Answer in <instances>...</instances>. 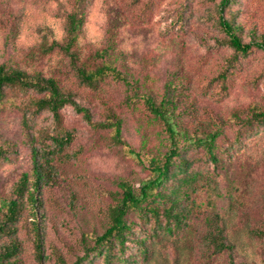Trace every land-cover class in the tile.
I'll use <instances>...</instances> for the list:
<instances>
[{
	"label": "rangeland",
	"instance_id": "374dc122",
	"mask_svg": "<svg viewBox=\"0 0 264 264\" xmlns=\"http://www.w3.org/2000/svg\"><path fill=\"white\" fill-rule=\"evenodd\" d=\"M220 0H0V66L56 80L95 123L111 113L122 120V145L110 129L92 127L72 106L56 123L49 111L36 112L35 91L8 89L0 103V254L12 240L17 251L4 264H107L95 240L108 226L120 198L119 184L135 189L150 177L148 160L169 150L168 134L144 104L168 92L177 101L182 136L173 178L187 215L169 232L164 218L128 215L132 232L116 247L111 264H264V50L236 53L219 26ZM224 15L241 27L245 42L264 38V0H231ZM71 16L82 19L71 51L54 42L69 40ZM103 61L116 67L134 88L108 77L95 87L81 81L77 68ZM219 131L210 157L185 137ZM69 132L59 149L53 136ZM189 137V138H190ZM53 178L41 189L39 259L26 206L18 222H6L5 204L33 167V151ZM186 159L187 173L179 169ZM187 177V178H186ZM187 179V180H185ZM219 216L233 252L215 255L206 241L207 220ZM150 220V221H149ZM11 227V229H9ZM143 241V243H141ZM143 244V246H142ZM148 254L144 252V248Z\"/></svg>",
	"mask_w": 264,
	"mask_h": 264
},
{
	"label": "trees",
	"instance_id": "16d2710c",
	"mask_svg": "<svg viewBox=\"0 0 264 264\" xmlns=\"http://www.w3.org/2000/svg\"><path fill=\"white\" fill-rule=\"evenodd\" d=\"M230 4L231 0H220L218 11L219 26L225 36V43L236 53L242 55H247L254 48L264 50V38L245 42L241 34V27L236 26L234 21H230L225 17L224 11ZM82 25V19L71 16L68 22V42L65 45L54 42L50 50L57 47L74 60L75 55L71 49L76 34L80 31ZM77 73L81 81L91 87H95L106 78L112 77L134 88L128 78L108 61H103L100 66L89 71L84 68H77ZM8 89L32 90L42 94V98L32 99L31 106L36 112L49 111L56 123H60L61 121V110L66 106H72L92 127L96 129H110L113 133L114 142L120 145L124 143L122 139V120L117 114L111 113L107 116L105 122L95 123L92 120L89 109L80 106L52 78L31 75L24 70L7 68L3 65L0 66V103L5 101ZM142 99L149 112L165 126L170 147L162 158L154 157L148 160L150 177L138 189H135L127 182L119 184L121 190L120 198L117 204L109 211L108 226L103 234L95 240L97 249L94 251L98 252V255L104 256L107 264H111L110 258L114 249L118 246L123 248L129 234L132 232V223L127 218L131 212L137 211L143 216H151L156 226L157 222L159 223L161 218H164L169 232L180 230L187 216L181 207L182 198L186 195H181L177 188L173 189L170 193L165 191L166 186L176 177L173 171L176 166L175 159L180 157L181 153L179 138L183 133L180 130L178 122L177 101L168 91L159 103L149 95L143 96ZM254 118L258 122H264V111L255 112ZM219 135V131H209L204 137L191 138L190 136H186L185 139L192 145L204 146L208 150L211 159L216 162L213 150ZM52 141L59 149H63L71 143L72 135L69 132H65L53 136ZM39 153V150L34 149L33 169L30 174L23 175L15 190L17 198L7 202L5 207L7 209L6 222L12 226L18 222L19 212L22 207L26 206L28 208L29 214L32 217L31 226L35 235V247L38 257L41 259L43 258V242L41 240V223L39 220V207H41L39 194L41 189L50 182L53 176L51 170L47 169L43 163H40ZM178 167L182 173H187L190 164L186 159H183ZM207 221L208 231L205 239L214 250L213 253L217 255L224 251L233 252V246L224 236V230L218 223L219 216L215 215L213 219L209 218ZM2 230L0 228V231ZM17 248L18 244L15 239L7 244L0 254V264H4L6 259H10L17 251ZM143 248L144 252L148 254L147 248L145 246ZM58 262L59 264H67L63 258ZM75 264H83L82 259L77 260Z\"/></svg>",
	"mask_w": 264,
	"mask_h": 264
}]
</instances>
